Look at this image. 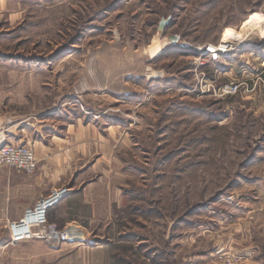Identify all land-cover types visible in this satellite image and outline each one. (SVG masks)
<instances>
[{
  "label": "rangeland",
  "instance_id": "374dc122",
  "mask_svg": "<svg viewBox=\"0 0 264 264\" xmlns=\"http://www.w3.org/2000/svg\"><path fill=\"white\" fill-rule=\"evenodd\" d=\"M256 28L264 0H0V132L36 159L32 175L0 176L34 177L42 146L74 158V187L23 211L68 187L54 207L74 222L48 221L68 242L2 244L0 264H264ZM201 82L239 91L200 95ZM24 118L35 128L16 145L7 132Z\"/></svg>",
  "mask_w": 264,
  "mask_h": 264
},
{
  "label": "crops",
  "instance_id": "0c3cea01",
  "mask_svg": "<svg viewBox=\"0 0 264 264\" xmlns=\"http://www.w3.org/2000/svg\"><path fill=\"white\" fill-rule=\"evenodd\" d=\"M8 116L9 115L5 116V113L1 112L0 127L4 119ZM12 117L13 120H15L13 113ZM10 127L11 128L9 129V132H7V136L11 139H14L16 145H21L24 140L23 136H20L19 133H24L25 130L27 132H29L28 130L33 132V129H29L27 127L35 128L33 124H29L26 118L13 121V124ZM44 129L45 128H42L41 130ZM49 129L54 130L53 127H50ZM39 138H41L40 133ZM38 152L39 160H43V163L39 166V173H37L34 177L27 178L18 175H12L10 178L8 176L6 178L0 176V196H5L0 198V245L5 244V246H9L7 222L18 221L21 219L24 208L31 205L37 198L46 195V192L49 191V189L58 186L59 183L61 184L66 181L69 182V186L74 187V183L71 181V178L73 177L71 176L70 178V174L73 173L72 166L74 158H72V154H70L67 147L54 149L51 145L48 147L42 146V148L38 149ZM57 152L59 153L56 154ZM44 158L46 160H44ZM77 176H75V178ZM40 191H42V193H40ZM72 197L74 196L72 195L71 198ZM56 207L48 211L47 219L49 222L59 226L74 222L72 218H69L68 216H65L59 212L60 207Z\"/></svg>",
  "mask_w": 264,
  "mask_h": 264
},
{
  "label": "built area",
  "instance_id": "2783aa9c",
  "mask_svg": "<svg viewBox=\"0 0 264 264\" xmlns=\"http://www.w3.org/2000/svg\"><path fill=\"white\" fill-rule=\"evenodd\" d=\"M234 49L237 48L231 46H229V48L226 47L224 50L220 49V47L217 49L207 48L205 54H208L212 60H216L217 57L227 55L234 51ZM199 66L203 67L204 63L199 62ZM202 79L203 77L200 80ZM200 85V95L210 94L214 98L219 99L235 96L239 91L238 82L222 84L216 88L202 85V82ZM0 167L13 169L26 175H32L36 170V159L34 152L26 146L20 147L6 143L4 141L3 132H0ZM69 195L70 190L68 187L60 188L52 192L48 197L40 198L32 208L26 209L19 221L9 222V242L12 244H17L19 242H25L32 239L41 240L48 243L56 242L58 244L68 242L69 234L64 230L59 231L56 226L50 224L47 220V213L51 208L66 199ZM40 206L43 207L42 220L36 221L35 223H32L30 226H28L26 234L20 237H15L13 235L14 226L20 227L25 220L24 218L29 214H33L34 211Z\"/></svg>",
  "mask_w": 264,
  "mask_h": 264
},
{
  "label": "bare ground",
  "instance_id": "6f19581e",
  "mask_svg": "<svg viewBox=\"0 0 264 264\" xmlns=\"http://www.w3.org/2000/svg\"><path fill=\"white\" fill-rule=\"evenodd\" d=\"M252 30H255V29H252ZM241 31H243V30H241ZM260 31H262L261 30V28H260V30H259V28H256V33H258V35H260L261 36V34H264V31L261 33ZM261 33V34H260ZM264 37V36H263ZM262 37V38H263ZM240 47H242V46H238V48H240ZM165 48V47H164ZM168 48V47H167ZM223 48V47H222ZM222 48H220V49H222ZM235 48H237V47H235ZM162 49H163V44H159V45H157V47L156 48H154L150 53H149V59L150 60H153L154 58H156L157 56H159L160 54H162ZM181 50V49H180ZM105 90V89H104ZM71 192V191H70ZM47 203V202H46ZM46 203H45V205H46ZM47 206V205H46ZM42 214H43V207L42 206H40L39 208H37L35 211H34V213L33 214H29V215H27L24 219V221H23V223H22V225L20 226V227H18V226H14V230H13V235L15 236V237H20V236H22V235H24V234H26V230H27V228H28V226H30L32 223H35L36 221H41L42 220Z\"/></svg>",
  "mask_w": 264,
  "mask_h": 264
},
{
  "label": "water",
  "instance_id": "95a60500",
  "mask_svg": "<svg viewBox=\"0 0 264 264\" xmlns=\"http://www.w3.org/2000/svg\"><path fill=\"white\" fill-rule=\"evenodd\" d=\"M165 24V22H161V26H163ZM170 40H172V44H176V42L178 41V37L173 36L170 37Z\"/></svg>",
  "mask_w": 264,
  "mask_h": 264
}]
</instances>
